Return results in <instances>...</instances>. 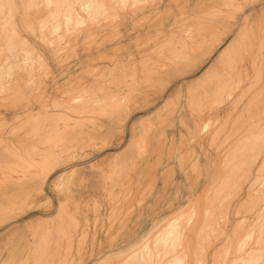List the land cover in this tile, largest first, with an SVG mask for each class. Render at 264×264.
<instances>
[{
    "label": "rangeland",
    "instance_id": "rangeland-1",
    "mask_svg": "<svg viewBox=\"0 0 264 264\" xmlns=\"http://www.w3.org/2000/svg\"><path fill=\"white\" fill-rule=\"evenodd\" d=\"M39 1L0 28V200L20 192L0 210V264H264V0ZM224 48L233 84L213 94L202 74ZM117 98L124 128L105 114L93 146L15 180Z\"/></svg>",
    "mask_w": 264,
    "mask_h": 264
},
{
    "label": "bare ground",
    "instance_id": "bare-ground-1",
    "mask_svg": "<svg viewBox=\"0 0 264 264\" xmlns=\"http://www.w3.org/2000/svg\"><path fill=\"white\" fill-rule=\"evenodd\" d=\"M231 6H233V4H231V1H230L229 7L231 8ZM41 9H42L41 8V2L39 0H0V28L3 26L7 27L8 25L11 26L10 24H12L14 22L13 16L17 13L20 14V13L26 12L28 10H31V12L33 11V13H34V11L40 12L39 10H41ZM40 16H41V14H40ZM23 18H24V16H23ZM25 23L27 24V22H25ZM219 27L220 26H217L215 31L214 32L212 31V32L216 33L218 31ZM252 37L253 36L251 35V38ZM239 40H240V37H239V35H237V41H239ZM250 45H251V43H248V46H250ZM233 53H234V48L222 49L221 53L219 55V60L214 64H210L209 67L202 74V79L204 78L203 82L208 84V86H209V83L213 84V89H212L213 94L217 93L221 89L219 87L222 85L224 80L226 82H231V84H233L232 76H231L232 73L226 72L225 69L223 68V66H221V64L224 62L225 58L228 57L229 55L233 54ZM194 60H195V55H192V56L187 57L186 62L191 63ZM233 63H234V61L232 62V64ZM232 68H234V70L238 76L239 75H247V71H246L247 67L244 65H241V66L236 65L235 66L233 64ZM157 79L158 78H155L153 74L140 76L136 79V89L140 90V89L147 86V81H149V80L155 81ZM226 82L224 85H226ZM46 84H47V82H46ZM55 87L57 88L56 85H55ZM210 88H211V86H209V88L206 87L205 91L210 90ZM47 90H48V88H47ZM43 92H44V94H43L44 95V105L41 107V109H42L41 113L45 115V114L49 113V111H50L49 109H51V111L54 109L50 108L48 105L45 104L46 98L49 99L50 94L47 95L48 91L47 92L43 91ZM116 93H117V95H119V92H116ZM20 95H21V93H20ZM53 100H54V98H53ZM232 103H233L232 97H227L226 99L222 100L221 107H224V109H225V107L228 104L230 105ZM12 105H13V103H12ZM119 105H120V100L117 98V99H115L114 103H112L111 105H107L105 108L101 107L100 109L96 108V109L83 110L82 111L83 113H80L79 115H77V117L73 121L65 122L64 128L58 127V129H57L58 136H56L57 138H53L52 143L49 144L45 149L41 150V152L39 153V156L37 158V161L35 163L31 162L28 165V167L30 169H32V168L35 169L33 177L32 176L29 177L27 175V174H30L32 172V170H28L26 172L24 171L23 173H21L19 175V177L15 178V180H17L18 178L30 180V179H34L35 176L37 179L38 176L36 173H42L43 174L44 173L43 169L45 167L47 168L45 173H47V175H49L55 169V166H56L55 163L57 161H60L62 159V157L66 156L68 158L72 154L84 152L85 147L93 146L94 145L93 144L94 138L101 134L103 128H105V127L108 128V122L106 120L102 119L103 116H105V114H106L108 119L109 118L113 119V117H115L116 114H118V112L121 110L119 108ZM10 106H11V104H10ZM55 106H56L55 103L52 104L53 108ZM12 108H13V106H12ZM12 110H14V109H12ZM23 110L24 109L16 110L14 115L15 114H16V116L20 115L21 113H23ZM1 114H2V112H1ZM131 115H133V114L129 113L127 111L119 113L117 115L118 116V122L121 124L119 126V128L125 127L128 119L131 117ZM218 116L219 115L217 113H215V114H209L206 118L209 120H213V119L217 118ZM171 133L174 134L175 132L172 131ZM131 148H132V143L130 142L127 145H125L118 152V154L125 156V154L130 153ZM130 156H129V158H130ZM130 160L132 161V163H130L128 166H130L132 169H134L136 167V162L134 160H132L131 158H130ZM62 161L63 160H61L59 163H62ZM129 179H130V177H129ZM7 180L8 181L9 180L14 181L12 179V177L7 178ZM14 189H17V188H14ZM39 189H40V187H39ZM7 193H8V191L6 190V188H0V199H1V197L5 196ZM19 193H18V189H17V191L12 189L10 194L8 195V197H9L8 201L7 200H5V201L0 200V210L3 211L8 206L12 205L13 202L10 200V198L18 197V195L20 196Z\"/></svg>",
    "mask_w": 264,
    "mask_h": 264
}]
</instances>
